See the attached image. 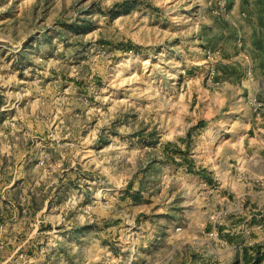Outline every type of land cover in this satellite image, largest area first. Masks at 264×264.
Wrapping results in <instances>:
<instances>
[{
	"label": "rangeland",
	"instance_id": "obj_1",
	"mask_svg": "<svg viewBox=\"0 0 264 264\" xmlns=\"http://www.w3.org/2000/svg\"><path fill=\"white\" fill-rule=\"evenodd\" d=\"M261 118L264 0H0V264H234Z\"/></svg>",
	"mask_w": 264,
	"mask_h": 264
},
{
	"label": "crops",
	"instance_id": "obj_2",
	"mask_svg": "<svg viewBox=\"0 0 264 264\" xmlns=\"http://www.w3.org/2000/svg\"><path fill=\"white\" fill-rule=\"evenodd\" d=\"M261 121L264 125V118H261ZM258 129L262 131L259 135L254 137L245 135L248 143L242 152L234 154L235 162H230L221 174H217V170L212 168L215 171L212 182H217L216 187L220 189L218 194L221 196L226 191L230 196L240 199L237 206H230L233 207L230 208V213L235 215L219 225V232L225 239L223 244L226 248L231 247L233 250V243L239 239L244 242L243 255L236 256L233 250L225 256L234 264H264V128ZM250 145L254 148H249ZM194 217L197 215L189 214V221L197 222ZM195 239L190 241V245H194V241L196 245L199 244L197 242L199 237L196 236ZM210 243L206 238L204 241L206 251L212 252L214 249L212 250Z\"/></svg>",
	"mask_w": 264,
	"mask_h": 264
}]
</instances>
